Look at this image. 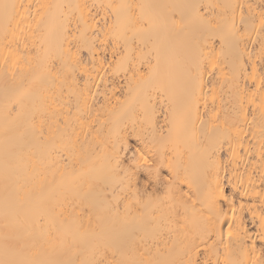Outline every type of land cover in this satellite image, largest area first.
Wrapping results in <instances>:
<instances>
[{
	"label": "bare ground",
	"instance_id": "6f19581e",
	"mask_svg": "<svg viewBox=\"0 0 264 264\" xmlns=\"http://www.w3.org/2000/svg\"><path fill=\"white\" fill-rule=\"evenodd\" d=\"M0 264H264V0H0Z\"/></svg>",
	"mask_w": 264,
	"mask_h": 264
}]
</instances>
